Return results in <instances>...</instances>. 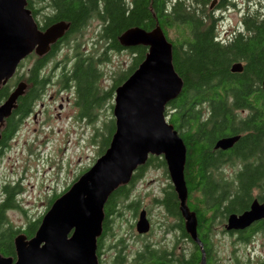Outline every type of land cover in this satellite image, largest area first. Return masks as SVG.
<instances>
[{"label":"trees","instance_id":"obj_1","mask_svg":"<svg viewBox=\"0 0 264 264\" xmlns=\"http://www.w3.org/2000/svg\"><path fill=\"white\" fill-rule=\"evenodd\" d=\"M214 1L216 4L211 9ZM231 1L27 0L28 9L41 26L40 30L44 31L60 22L69 24L62 44L82 34L93 20H99L102 23V41L110 43L115 50L128 51L132 55L129 70L121 72L119 78L114 79L115 88L121 86L138 69L148 53V49L142 46L130 49L122 47L119 38L132 28L150 32L159 26L163 30L173 45L175 71L184 83L181 95L168 105L166 117L187 148V206L198 218L202 234L200 241L205 249L210 247L207 234L203 237L209 230L206 209H210V205L204 206V202L214 201L211 197L214 187L224 183L240 186V189L233 190L235 197L226 209L228 212L239 213L248 207L246 201L251 198L252 188L264 186V0H258L255 8L251 7L256 1L249 0L253 2L248 5V11L242 17L241 29L228 41H224L218 35L216 14L235 7ZM43 11L45 14L40 22L38 15ZM61 43L52 46L50 52L41 58L35 54L29 56L20 64L14 78L1 87L0 105L21 82L27 85L16 110L0 132V155L1 151L9 147L43 94L46 85L44 70L59 53L58 46ZM75 58L77 62L71 79L77 84L82 114L91 116L93 110L104 107L113 91L106 92L99 87L98 82L103 74L96 69L95 61L96 65L80 54ZM25 63L32 65L26 76L22 77L21 69ZM236 64L242 65L239 73L232 72ZM109 126L112 127L111 135L107 145L102 146L100 156L108 149L115 133V125L112 123L105 124V133L99 135L104 138ZM235 136H240V139L233 148L231 161L232 165H241L236 180L231 182L225 177L208 174V168H217L218 162L223 160V157H215L216 153H212L215 142ZM146 167L157 170L167 168L163 158L153 156H150ZM171 188L167 192L166 201L169 203V211L177 216L179 200L175 189ZM20 191L19 186L5 187V200L0 204V253L6 258L16 259V237L24 234L28 240L33 238L43 218L28 223L23 230L10 224L7 213L19 207L16 196ZM131 193L128 185L113 193L104 209L106 219L113 215L116 203L130 199ZM61 195L50 200L48 210Z\"/></svg>","mask_w":264,"mask_h":264},{"label":"water","instance_id":"obj_2","mask_svg":"<svg viewBox=\"0 0 264 264\" xmlns=\"http://www.w3.org/2000/svg\"><path fill=\"white\" fill-rule=\"evenodd\" d=\"M215 4L216 1L211 9ZM69 27L60 22L42 31L28 9L27 0H0V89L14 78L29 56L48 54L65 37ZM119 42L126 49L145 47L148 53L138 69L115 90V133L108 149L55 200L33 238L28 240L24 234L16 237V259L0 253V264H98L96 253L105 206L118 188L130 184L134 173L146 165L150 156L166 162L187 231L202 247L196 215L187 206V148L166 117L168 105L181 95L184 87L173 65V45L159 26L150 32L132 28ZM241 71V64L232 67L233 73ZM26 88V83L21 82L0 105V132ZM262 88L264 91V81ZM239 139V136L221 139L215 148L230 150ZM262 219L264 206L255 201L250 211L230 217L228 229L242 230ZM148 226L142 213L139 233H147Z\"/></svg>","mask_w":264,"mask_h":264},{"label":"rangeland","instance_id":"obj_3","mask_svg":"<svg viewBox=\"0 0 264 264\" xmlns=\"http://www.w3.org/2000/svg\"><path fill=\"white\" fill-rule=\"evenodd\" d=\"M255 1L252 3L253 1L249 0H232L235 7L217 12V30L222 40L228 41L241 29L242 17L247 13L248 5L252 3L251 8L256 7L258 0ZM44 14L45 11L39 13L40 22ZM99 25L97 21L93 22L82 34L64 44V50L54 57L53 63H63L65 66L69 59L79 54L92 59L103 58L106 49H101L102 46L99 45ZM105 45L106 43L103 46ZM77 46L78 50H75ZM104 59L106 62L101 67L103 75L99 87L109 91L114 85V79L119 78L121 72H127L131 67L132 55L129 52L108 53V57ZM25 65L29 69L32 63ZM51 69L53 66L48 67L47 71L50 72ZM58 90L57 85L47 89L46 96L38 102L33 115L23 121L9 147L1 151L0 204L5 200V187L19 186L21 189L16 196L19 207L7 213L10 224L16 229L23 230L28 223L44 217L50 200L64 193L78 177L95 164L100 157L102 146L107 145L111 135L110 126L104 138L99 134L105 133V124L113 119V101L108 105L106 103L98 112L95 121L88 123L87 120H78V110L73 107V92L59 94ZM67 98H70V101H67ZM61 105L63 110H59ZM240 167V164L235 163L230 173L236 172ZM230 173L226 174L225 178L229 181L235 180V175ZM167 184L168 178L163 170L148 168L143 181L135 186L136 200L138 198L143 207L152 211L153 217L160 215L161 211L153 205L155 200L161 199ZM128 211L123 210V221H114V231L122 237L127 235L125 240L130 245L133 231L129 229L131 214ZM224 245H229V241L224 242Z\"/></svg>","mask_w":264,"mask_h":264},{"label":"flooded vegetation","instance_id":"obj_4","mask_svg":"<svg viewBox=\"0 0 264 264\" xmlns=\"http://www.w3.org/2000/svg\"><path fill=\"white\" fill-rule=\"evenodd\" d=\"M96 21L100 24L98 29V36H100L102 23L99 20H93L90 24ZM62 40L63 39L58 41L57 44L61 43ZM99 45L102 46L101 49L103 50L105 47L107 48V50L103 53V58L96 57L95 59H92L87 58V56H84V58L91 59L94 65H96V62V69L100 72L102 65L106 62H104V58L108 57V53L119 54L128 52L115 50L111 48L110 43H106V45L103 46L104 42L102 39L100 40ZM63 46L64 44L62 43L58 46L59 52L64 50ZM69 60L70 61L67 62L68 65L67 63L65 64V66L67 65V68L63 65V63L54 64L53 60L49 62L46 69L44 70L46 85L43 90V94L34 104L32 113L27 117V119L30 118L35 112V107L37 106L38 102L46 96L47 89L52 85H57L59 94L66 93L67 91L73 92V107L78 110V120H87L88 123L95 121L98 112L103 107L100 110H93L91 112V116L82 114L83 111L81 104L79 103L80 98L77 84L73 79H71L74 74V68L77 59L74 57L73 59ZM25 66L26 65L24 64L21 69L22 77H25L29 71V69H27ZM51 66H53V69H51L50 72L47 71V68H50ZM100 80L98 83H100ZM117 88H115L114 84L109 90L113 92L111 98L106 102L108 105V103H112L113 101V106H111L112 115L115 105V90ZM104 91L109 92L107 90ZM51 99L54 100V97ZM67 101H70V98H67ZM59 110H63L62 105L59 107ZM112 123L115 125L114 116L113 119H111L107 124L109 125ZM220 140H217L213 145L212 153H216L215 157H223V160L218 162L219 164L217 165V168H208L207 172L208 174L215 175L217 177H225L226 174L233 170L231 160L234 156V147L227 151L216 149V144ZM146 165L140 167L134 173L131 182L128 185L129 189L132 190L130 199L117 202L116 208L113 211V215L108 219L105 217L102 235L98 239V249L96 253L98 264H264V219L257 221L251 226L242 230L228 229L229 219L232 215L241 216L244 213L250 211L251 206L255 201H257L261 206H264V186L252 188L251 198H248L246 201L248 207H245V209H242L239 213L228 212L226 209L235 197L233 190L240 189V186L224 183L218 184L214 187V193L211 195L214 201L204 202V206L210 205V209H206V215L208 216L207 219L209 220V230L203 235L204 237L207 234L210 247L205 249L204 244L201 241L202 247L197 242H195L192 239L190 233H188L186 220L181 211L180 201L178 207L179 215L176 216L169 211V203L166 201V198L167 192L172 190L171 187H173V185L170 181L167 168L166 170L158 169L163 170L164 174L168 178V184L162 191L161 199L155 200V205H153L156 206L155 208H158L161 211L160 215L153 217L152 211H149L147 208L143 207L138 198L136 200V196L134 194L135 186L136 184L143 181V176L149 168L146 167ZM240 172L241 167L238 168L236 172L230 174L235 175L236 178L237 174ZM230 181L232 182L233 180ZM121 207L122 209H120ZM124 209L129 210L128 212L131 214L129 218V229L130 231H133V234H131L132 243H130V245L125 240L127 235L122 237L119 236V234H116L114 231V221L124 220V214H122ZM190 212L193 213L191 210ZM142 213L146 215V219L149 224L148 232L145 234H141L138 231V222ZM196 219L197 235L198 239L200 240L202 234L199 231L198 218L196 217ZM128 239H130V236ZM227 240L229 241V245L225 247L224 242ZM194 244L199 247V250L196 249Z\"/></svg>","mask_w":264,"mask_h":264}]
</instances>
